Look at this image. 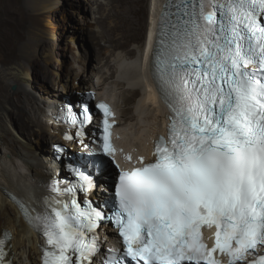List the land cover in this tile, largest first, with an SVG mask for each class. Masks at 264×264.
Instances as JSON below:
<instances>
[{
    "label": "snow or ice",
    "instance_id": "1",
    "mask_svg": "<svg viewBox=\"0 0 264 264\" xmlns=\"http://www.w3.org/2000/svg\"><path fill=\"white\" fill-rule=\"evenodd\" d=\"M152 67L170 123L154 162L120 175L114 219L126 256L221 264L219 251L229 264L248 255L257 257L249 264H264L256 253L264 248V0H166ZM103 148L111 155L107 135ZM72 207L75 214L65 204L37 216L50 246L43 264H90L95 255L81 231L93 213ZM204 226L216 228L211 249Z\"/></svg>",
    "mask_w": 264,
    "mask_h": 264
},
{
    "label": "bare ground",
    "instance_id": "2",
    "mask_svg": "<svg viewBox=\"0 0 264 264\" xmlns=\"http://www.w3.org/2000/svg\"><path fill=\"white\" fill-rule=\"evenodd\" d=\"M15 1L20 22L15 29L0 32V42L12 46L4 76L0 74V236L4 230L12 233L10 255L17 264H41L42 241L25 220L23 206L49 194L48 184L56 171L51 147L62 139L64 129L52 123L48 111L57 109L76 89L98 86L101 96L115 100L123 146L151 151L152 139L165 131L168 114L153 88L149 60L166 0H107V4L88 0L96 15L91 20L87 5L67 0L84 17L67 29L74 49L63 54L71 61L60 62L62 72L54 71L52 63L60 61L59 27L53 18L62 12L63 0ZM86 30L97 45V65L82 47L81 31ZM20 43L22 54L16 57L14 49ZM48 81L52 86H46Z\"/></svg>",
    "mask_w": 264,
    "mask_h": 264
},
{
    "label": "rangeland",
    "instance_id": "3",
    "mask_svg": "<svg viewBox=\"0 0 264 264\" xmlns=\"http://www.w3.org/2000/svg\"><path fill=\"white\" fill-rule=\"evenodd\" d=\"M21 1L23 2L26 0H21ZM77 1L81 4H84V6L87 5L86 7H88L90 9V15H88V19L91 20L92 16H96V15L92 14L91 7H90V4L88 3V0H77ZM15 2H16L15 0H7V1L6 0H0V9H1L0 10V32L2 30H4L5 28L6 29H10V28L15 29L17 27L16 24L20 22V17L17 14L18 13V11H17L18 5ZM104 2L106 4L108 3L107 0ZM6 4H7V6H6ZM62 4H63L62 10H61L62 12L58 13L57 17L53 18L55 22L57 20V22H56L58 25L57 27H59L58 32H57L56 50L58 51V56L60 58V61L59 62L57 60L54 61L52 63V68L54 69V71H58V72L59 71L62 72L61 63H60L61 61H65V62L71 61V59L69 57H66L63 54H65V53L70 54L73 51L72 49H74V43L68 37L70 33L67 31V29H72L71 25L73 24V22L75 23V21L76 22L80 21L84 17V14H79L78 12H75L73 9H71L68 5L67 0H63ZM14 10H15V12H14ZM81 34H82L81 43H82V47L84 48L83 50L85 52L89 53L90 58L94 59V61L92 59V63L97 65V61H95V58L97 56V49H96L97 45L93 42V39H91V36H89L90 33H88L87 30L81 31ZM75 45H77L79 47L81 44L79 45L76 43ZM16 46L17 47H15V49H14V54H16V55H14V56L20 57L22 54V50H21L22 43H20ZM75 49L77 50V48H75ZM11 50H12V46H8V45H5L3 42L2 43L0 42V74H1V76H4L3 70L7 66L4 63V61L9 62L10 57H11ZM76 50H74V51H76ZM42 83H44V81ZM47 83H48V85L52 86V83L50 81L46 82V86H47ZM81 90H84V89L82 88ZM81 90H78V91H81ZM14 91H15L14 86L9 88V92L10 93L12 92L11 94H13Z\"/></svg>",
    "mask_w": 264,
    "mask_h": 264
}]
</instances>
